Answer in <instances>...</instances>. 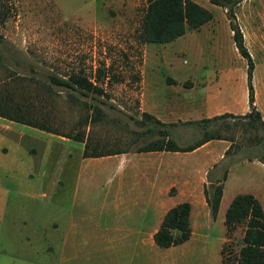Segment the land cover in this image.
<instances>
[{"label": "rangeland", "instance_id": "1", "mask_svg": "<svg viewBox=\"0 0 264 264\" xmlns=\"http://www.w3.org/2000/svg\"><path fill=\"white\" fill-rule=\"evenodd\" d=\"M146 2L0 0V94L10 92L13 102L54 132L0 118V264H50L51 253L36 246L48 243V235L57 238L53 230L59 229L71 197L78 196L76 181H104L110 176L111 172L92 176L84 171L82 144L71 136L82 134L88 152L129 153L162 139L155 127L148 133L135 122L146 107L163 106L142 100L143 87L158 101L163 96L180 99V104L167 102L163 109L178 113L165 118L175 123L167 129L180 146L203 134L201 127L186 121L248 112L246 63L232 43L224 10L204 0L202 6L209 7L212 19L197 32L189 30L168 43L139 44L136 37ZM235 20L253 61V105L264 120V0H242ZM107 65L113 76L102 83L106 96H81L48 82L49 75L79 70L91 77L96 67ZM93 104L102 112L96 120L90 118ZM223 121L230 127L221 126ZM232 123L225 118L207 127L234 142L207 170L212 177L220 176V169L232 165L229 162L264 157L262 142H254L261 140L262 132L243 131ZM243 174L233 171L226 187L242 181ZM239 236L238 227L233 237Z\"/></svg>", "mask_w": 264, "mask_h": 264}, {"label": "crops", "instance_id": "2", "mask_svg": "<svg viewBox=\"0 0 264 264\" xmlns=\"http://www.w3.org/2000/svg\"><path fill=\"white\" fill-rule=\"evenodd\" d=\"M203 1L197 3L202 6ZM140 97L163 104L162 110L150 105L142 112L163 123H174L165 116L178 113L163 109L167 102L180 104L178 96H163L158 101L153 94L147 95L143 87ZM81 144V158L87 168L84 171L92 176L97 171L111 174L104 181H76L78 196L71 197L59 229L53 230L57 238L48 235V243L36 246L39 251L44 248L51 253L50 264H221L224 214L231 199L238 193H250L264 212V164L248 160L227 168L216 215L210 217L203 195L205 175L222 157L228 146L226 140L211 139L190 151H124L98 157H83ZM233 171L245 174L242 181L239 179L228 188ZM170 188L175 189L172 195ZM181 202L189 204V237L177 245L157 246L153 233L165 212Z\"/></svg>", "mask_w": 264, "mask_h": 264}, {"label": "trees", "instance_id": "3", "mask_svg": "<svg viewBox=\"0 0 264 264\" xmlns=\"http://www.w3.org/2000/svg\"><path fill=\"white\" fill-rule=\"evenodd\" d=\"M210 4L221 7L224 10L228 27L231 31V40L237 53L245 60V81L247 89L248 112L234 115L231 113H221L205 117L197 121H186L187 124H196L203 129L200 139L194 143L184 146L178 145L169 137L168 126L175 123H163L147 112H141V118L135 122L145 127V132L150 133L152 128L157 129V133L162 139H155L151 142L136 148L137 151H190L202 143L211 139H223L229 142L224 151L228 154L229 149L234 147L232 137H225L218 129L208 131L207 127L217 123L219 120L230 118L234 125L240 126L243 131L253 130L262 132L260 141L254 138V142L261 143L264 150V120L261 114L253 105V89L251 75L253 61L244 45L242 32L235 20V8L242 0H207ZM212 19V13L193 0H147L143 9L139 32L136 40L142 43H168L189 30H197ZM2 18L0 16V22ZM113 76L110 67H96L91 77L83 71L70 72L66 75H49L48 82L57 87H62L69 91L76 92L81 96L92 95L94 97L106 96V91L102 83H108ZM138 79V77H136ZM71 93V92H70ZM12 94H0V118L23 124L38 130L52 133L49 127L35 120L30 114L32 112L21 107L11 98ZM91 119L96 120L102 112L96 105L91 106ZM147 119L150 124H146ZM184 123V124H186ZM221 126L230 127L228 122H222ZM56 134V133H55ZM71 140L83 143V157H98L115 154L124 151L105 150L88 152V143L83 139L82 134L71 136ZM252 141V140H251ZM264 164V157L253 156ZM233 163H228V166ZM227 166V165H226ZM226 167L220 169V176L212 177L210 171L206 173V181L203 185V195L209 208L210 217L216 215L219 200L222 192V184L226 175ZM174 188L169 189V194H174ZM225 241L223 242L220 255L221 264H264V212L260 202L250 193H238L230 201L224 214ZM240 228V236L235 239L233 233ZM189 204L187 202L177 203L170 207L164 214L158 229L153 233V241L159 247L177 245L189 237Z\"/></svg>", "mask_w": 264, "mask_h": 264}]
</instances>
